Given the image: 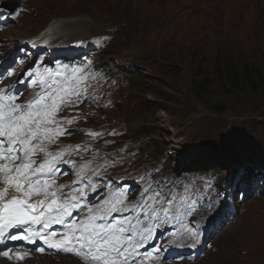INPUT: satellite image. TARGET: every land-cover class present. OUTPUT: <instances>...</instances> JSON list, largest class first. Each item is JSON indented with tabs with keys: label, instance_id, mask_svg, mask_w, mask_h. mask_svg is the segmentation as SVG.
<instances>
[{
	"label": "rangeland",
	"instance_id": "obj_1",
	"mask_svg": "<svg viewBox=\"0 0 264 264\" xmlns=\"http://www.w3.org/2000/svg\"><path fill=\"white\" fill-rule=\"evenodd\" d=\"M2 1L18 4L13 12L5 13L13 23L0 36L8 37V43L29 36L25 26L38 27L47 21L61 22L68 36L65 42L110 34L104 54L112 59L124 56L129 65L120 63L119 67L139 71L145 87L139 98L136 91L127 94L122 105L125 118L131 126L154 130L151 135L164 139L171 151L194 154L189 161L199 163L193 166L211 165L227 174L233 164L232 147L241 158H264V91L259 97L236 101L224 96L216 82L209 101L225 106L220 112L207 109L190 89L192 55L195 63L219 52L236 51L248 59L246 63L264 70V0ZM25 9L31 15H24ZM135 134L146 135L144 131ZM260 170L264 171V161ZM238 205L249 207L251 214L244 212L240 226L219 246L234 255L229 264H264V199ZM211 257L203 264H220L216 255Z\"/></svg>",
	"mask_w": 264,
	"mask_h": 264
},
{
	"label": "snow or ice",
	"instance_id": "obj_2",
	"mask_svg": "<svg viewBox=\"0 0 264 264\" xmlns=\"http://www.w3.org/2000/svg\"><path fill=\"white\" fill-rule=\"evenodd\" d=\"M46 72V77L40 75L32 81L39 91L23 102H19L20 92L0 88V242L6 238L35 243L38 238L58 251L74 253L83 264H137L139 249L152 235L153 222H167L181 208V214H190L195 201L189 204L181 197L177 208L176 198L169 194L170 185L154 186L145 180L140 200L131 207L126 190L110 186L104 200L89 206L84 202L89 192L101 189L87 176L74 181L81 186L72 189L73 195L64 196L67 186L55 179L64 151L50 148L70 134L63 123L72 121L62 120L59 113L86 98L91 74L67 65ZM89 135L95 138L102 133ZM85 209L86 214L77 219ZM128 212L135 215H122ZM53 225L62 226L61 238L49 231ZM12 229L20 231L12 233ZM0 255L11 258L8 251H0ZM15 255L24 258L21 253Z\"/></svg>",
	"mask_w": 264,
	"mask_h": 264
},
{
	"label": "trees",
	"instance_id": "obj_3",
	"mask_svg": "<svg viewBox=\"0 0 264 264\" xmlns=\"http://www.w3.org/2000/svg\"><path fill=\"white\" fill-rule=\"evenodd\" d=\"M190 89L200 101L211 98L215 93V83L223 90V95L238 101L241 97L252 99L259 97L264 91V70L251 63H246L247 58L240 56L238 52H219L215 56L203 58L197 62L196 56H191ZM207 66V70L203 67ZM217 80V81H216ZM256 95V96H255ZM220 112H224L221 110Z\"/></svg>",
	"mask_w": 264,
	"mask_h": 264
},
{
	"label": "bare ground",
	"instance_id": "obj_4",
	"mask_svg": "<svg viewBox=\"0 0 264 264\" xmlns=\"http://www.w3.org/2000/svg\"><path fill=\"white\" fill-rule=\"evenodd\" d=\"M230 3H232V2H230ZM261 192H263V191H261ZM247 200V199H246ZM249 200V199H248Z\"/></svg>",
	"mask_w": 264,
	"mask_h": 264
}]
</instances>
